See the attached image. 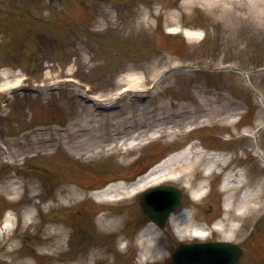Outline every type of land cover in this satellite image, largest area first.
I'll return each mask as SVG.
<instances>
[{
    "label": "rangeland",
    "instance_id": "374dc122",
    "mask_svg": "<svg viewBox=\"0 0 264 264\" xmlns=\"http://www.w3.org/2000/svg\"><path fill=\"white\" fill-rule=\"evenodd\" d=\"M181 1L0 0V113L5 114L0 116V141L9 146L11 153L27 151L15 156V160L1 159L0 180L24 179L29 183L17 196L0 191V220L13 217L9 228L0 232V264H13L17 258L27 264H70L76 260L75 254L91 243L107 248L106 259L98 264H171L172 251L181 241L169 222L159 229L162 240L169 244L163 251L165 259H141L136 245L127 249L120 239L123 232L135 244L138 234L134 232L149 222L138 196L101 200L93 192L105 182L129 180L148 165L191 145L205 151H230L228 155L233 159L227 165L229 170L239 166L252 179L264 180V162L256 155L257 142L244 135L248 128L264 123V107L252 89L264 97V24L227 17L226 23L216 26L201 6L181 21L167 23L169 11L181 10ZM116 4L121 5V10H113L108 16L104 8L99 9L104 6L110 10ZM180 25L186 33L168 32ZM131 26L133 33L129 32ZM196 34L200 37H190ZM171 66H176L172 74L168 73ZM230 66L248 71L253 87ZM128 74H136L135 78L143 83L125 89L111 105L112 110L124 105L145 111L160 104L173 109L188 105L199 110V99L222 95L231 102L233 113L211 116L203 123L198 115L200 110L190 125H180L182 130L178 133L161 132L159 138L143 148L107 146L97 155L71 152L59 140L53 152L35 150L30 136L20 141V136L31 131L50 133L55 138L52 129L41 131L39 125L58 121L71 124L81 116L97 112L91 103L77 97V90H84L101 103L128 88L119 82ZM63 82V87L49 89ZM27 85L42 90L12 93ZM138 93L148 99L140 101ZM8 94L11 97L7 100ZM185 125L194 127L185 131ZM149 127L154 128L152 124ZM258 144L264 149V129L259 133ZM202 164L192 187L204 179ZM222 177L220 172L211 175L209 192L199 200L193 197L197 191L179 181L170 182L184 193L179 209L193 210L197 223L212 226L219 221L225 213L227 195L220 186ZM32 182L37 183L36 189L31 187ZM58 186L77 187L84 193L75 202L58 206ZM116 210L127 216L119 232L102 218L104 212ZM17 211L22 216H17ZM29 211L34 214L30 224L25 216ZM56 225L68 232L59 252H53L36 238L44 234L46 227L52 230ZM221 239L216 231L209 238ZM12 241L16 248L9 253L6 250ZM233 242L244 249L237 264H264V208ZM64 247L68 252L61 251Z\"/></svg>",
    "mask_w": 264,
    "mask_h": 264
},
{
    "label": "bare ground",
    "instance_id": "6f19581e",
    "mask_svg": "<svg viewBox=\"0 0 264 264\" xmlns=\"http://www.w3.org/2000/svg\"><path fill=\"white\" fill-rule=\"evenodd\" d=\"M120 6L121 5L116 4L113 6V9L110 10L106 9L104 6H99V9L104 8V13H107L106 16H108L113 10H121ZM199 6L208 12L207 15L210 17L211 23L216 26H219L220 23H226L227 17L231 19L233 17L246 18L264 24V0H182L181 10L173 9L169 11L167 23L173 24L179 20L181 21V19L191 13L194 8ZM121 15L122 12L119 14L118 24ZM116 21L117 18H115L114 23ZM182 22L180 23L184 25ZM131 27L129 32L133 33L134 28ZM172 30L173 32H177L176 28ZM135 77L136 74H128L127 77L121 78L119 82L125 83L128 85V88L125 87L116 97L105 101V105L109 106L115 98L122 97L125 89L139 87L143 82L138 81ZM230 103L226 97H221L219 95L212 96L211 98H201L198 100L197 105L199 110H197V107L190 109L188 105H181L174 108L179 110L176 115L181 116L180 119L177 120H172L170 115H163L164 111L173 109L166 108L165 104L151 111L138 112L129 109L127 114L122 116L119 115L120 117H117L118 114L112 112L111 115L114 116H112L113 118L109 117L110 119L107 118L111 116L110 114H96L94 117L83 116L74 126H71L63 138H54L50 133L39 132H32L30 137L34 139L36 145L35 150L37 151L46 150L52 152L56 142L61 140L65 148L71 152L93 155L99 153L106 145L112 146L115 144L121 147L124 144H131L136 146L143 143L147 135H149V137H154L155 135L153 134L166 128L167 123H170L168 126L174 127L181 123L193 121L195 119V113L197 114L200 110H202V112L198 115L199 117L203 116L201 118L203 122L210 119L209 117L211 116H225L233 113V107L230 106ZM186 111L189 112V115L185 113ZM149 121H153L155 126H157L156 132L152 134H148L150 130L148 128ZM171 130L175 131L176 129L171 128ZM247 130L248 135L257 138V129L253 130L248 128ZM130 139L132 140L130 141ZM1 152L2 149L0 146V161L2 159ZM26 153V150L13 152L12 156L10 154V157L25 155ZM23 158H25V156H23ZM232 159L233 157L226 156V154L207 155L192 146L183 153L166 160L161 166L142 174L131 185L118 183L115 186H110L109 190L107 188L95 192L94 194L102 200H107L112 195H114L115 199L118 197H132L136 196L141 190L148 186L160 184L169 180L179 181L185 186L191 187L196 175L199 173V166L203 161H207V164L202 167L204 170L207 169L204 175L211 176L214 174V170H211L213 166H227ZM233 175L235 176L234 179L225 182L222 186V189L228 192L225 204V215L215 225L205 226V224L195 222L193 220L194 212H190L187 209H181L171 215L170 223L179 230L178 236L180 239L187 240L190 238H199L200 240H207L212 236L213 231L217 230L220 232L222 239L233 241L242 233L251 220H255L259 216L264 208V180L256 181L252 179L244 168L234 171ZM28 185L29 183L26 182V180L14 179L6 181L1 179L0 191L6 190L17 196L20 193V189ZM30 185L34 189L38 186L35 182L30 183ZM206 186L207 184L205 183L200 186L199 194L197 195L198 199L204 196V189ZM82 195L83 191L79 188L58 186L55 197L57 201L56 204L58 206L71 204L73 201L75 202L82 197ZM154 201L162 210L169 204L165 198L157 197ZM18 213L20 212L16 213L18 216H22V214L19 215ZM25 216L33 218L34 214L32 211H29L28 215L26 214ZM126 217L127 216L123 212H107L102 218H104L107 226H111L119 231ZM7 221H13L12 217H8ZM8 225L0 230L8 229ZM62 229L63 228L58 225L53 226L52 230L46 227L44 229V234L42 233L36 238L41 244L49 245L54 252H59L58 248L61 247L63 239L68 235V232ZM121 238L126 240V248L136 244V246L141 249L142 257L145 258L159 257L160 259H165L163 251L169 247L167 242L161 241L159 230L154 222L148 224L146 228L141 231L135 244L127 238V235H122ZM15 248V242H11V246L8 248L7 252L11 253ZM67 250L68 248L66 247L61 249V251L64 252H68ZM198 252L200 255H203V252ZM106 253L107 248L97 243H91L83 247L80 253L75 254L77 258L74 263L71 264H98L106 259ZM12 263L27 264L26 260L19 258L14 259Z\"/></svg>",
    "mask_w": 264,
    "mask_h": 264
},
{
    "label": "water",
    "instance_id": "95a60500",
    "mask_svg": "<svg viewBox=\"0 0 264 264\" xmlns=\"http://www.w3.org/2000/svg\"><path fill=\"white\" fill-rule=\"evenodd\" d=\"M173 189H168L167 192H168V199L171 200V202L173 203L172 205L171 204H168L167 207L169 206V208H171L174 204L177 203L178 201V194H176L175 192H172ZM153 207L150 205V207L148 208L149 212L150 213H153ZM220 247L218 248H215V254L212 256V259L210 260V263H204V264H230L232 263L233 261L236 260L238 254H239V251H236L235 249H232L231 245L229 247H227L226 244H218ZM186 246H182L179 251L181 250V253H183V249L185 248ZM203 248L205 249H210L212 246L211 245H203L202 246ZM178 254L176 253L174 255V264H202L201 261H200V258L199 257H196V256H189L187 255L184 251L183 254Z\"/></svg>",
    "mask_w": 264,
    "mask_h": 264
}]
</instances>
